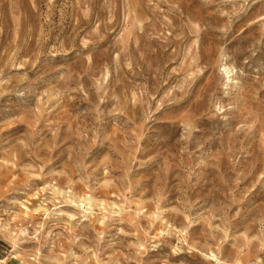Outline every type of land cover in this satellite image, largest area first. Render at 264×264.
Masks as SVG:
<instances>
[{
  "label": "rangeland",
  "instance_id": "1",
  "mask_svg": "<svg viewBox=\"0 0 264 264\" xmlns=\"http://www.w3.org/2000/svg\"><path fill=\"white\" fill-rule=\"evenodd\" d=\"M0 264H264V0H0Z\"/></svg>",
  "mask_w": 264,
  "mask_h": 264
}]
</instances>
